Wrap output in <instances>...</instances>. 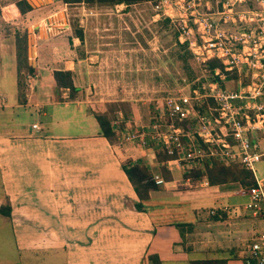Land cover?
I'll return each mask as SVG.
<instances>
[{
	"label": "crops",
	"instance_id": "0c3cea01",
	"mask_svg": "<svg viewBox=\"0 0 264 264\" xmlns=\"http://www.w3.org/2000/svg\"><path fill=\"white\" fill-rule=\"evenodd\" d=\"M39 22H29L34 24L26 52L31 48L33 63L27 61L33 71L25 78L23 101L17 95L14 41L0 37V69L9 61L15 84L12 101L0 89V107L7 108L0 112H19L14 130L0 131V204L9 205V215H0L8 220L15 249L34 257L48 252L49 264H153L150 254L155 264H187L202 257L240 264L238 251L250 229L262 226L242 213L247 200L243 188L237 184L231 194H244L245 199H224L227 193L221 191L227 190L219 188L172 191L178 192L177 199H152L158 192L162 198L170 196V180L160 185L162 190L149 192L144 210L135 209L136 195L121 163L141 162L155 171L161 165L155 144L141 146L118 137L111 143L99 133L86 94L96 73L85 61L88 56L78 54L84 38L61 33L65 21L43 22V33L35 26ZM53 69L71 71L74 99L53 100ZM66 94L62 89L61 96ZM127 118L135 123L133 114ZM258 180L264 185V178ZM210 186L217 187L199 188ZM212 206L225 208L211 215L207 210ZM200 209H206L205 215ZM0 264L14 263L0 258Z\"/></svg>",
	"mask_w": 264,
	"mask_h": 264
},
{
	"label": "built area",
	"instance_id": "2783aa9c",
	"mask_svg": "<svg viewBox=\"0 0 264 264\" xmlns=\"http://www.w3.org/2000/svg\"><path fill=\"white\" fill-rule=\"evenodd\" d=\"M151 7L172 25L179 41L187 39L196 61H212L209 79L202 90L164 97L146 124L127 122L118 111L111 121L120 130L118 140L141 146L151 141L168 155L163 165L170 171L173 166L202 170L212 160L250 169L255 184L242 187L247 200L241 209L262 226L250 229L238 260L264 264V192L253 173L254 162L264 161V0H152ZM205 97L214 105L204 106ZM150 178L166 183L157 173ZM182 178L185 184L188 177ZM224 208L212 206L208 213Z\"/></svg>",
	"mask_w": 264,
	"mask_h": 264
},
{
	"label": "rangeland",
	"instance_id": "374dc122",
	"mask_svg": "<svg viewBox=\"0 0 264 264\" xmlns=\"http://www.w3.org/2000/svg\"><path fill=\"white\" fill-rule=\"evenodd\" d=\"M10 1L12 0H0V9H2L0 10V37L12 38L14 41L15 35L25 33V42L27 35H30L32 40L31 24L34 23L29 22L34 20H40L35 26L39 25L42 33L43 22L47 23L48 20H55L56 23L65 21L67 28L62 27L61 33L67 32L69 36H73L70 24L82 29L84 40L79 47L78 54L82 51L83 56H88L85 61L96 73L91 77V91L86 93L87 99L91 100V108L97 109L109 100L127 101L129 104L127 117L133 114V117H136L135 123L133 122L135 125L138 122L146 124L164 97L176 95L179 92L191 93L192 89L202 90V85H205L209 79L208 71L212 64L210 66L207 62L201 64L193 58L187 39L179 41L172 25L168 21L166 24L160 22V19L164 18L159 14L155 15L151 1L93 6L82 2L64 4L60 0H31L34 2H31L35 6L34 9L23 14L20 19L19 16H9L7 7ZM51 31L55 30L51 29ZM31 57L32 53L29 52L27 60L33 63ZM0 70H2L0 89L8 94L6 101H12L15 96V84L14 71L9 61H6ZM100 72L104 73L100 74ZM230 76L233 77H229V81L235 84L236 74L231 73ZM240 77L245 79V76ZM224 81L226 84H232L227 82V78ZM83 94L78 92L81 97L84 96ZM3 109L7 108L0 107V111ZM24 119L29 120L30 118L26 116ZM14 120H19V112L11 113V115L0 112V131L14 130ZM155 147L154 152L159 149ZM164 169L168 170L166 166ZM187 169H176L173 166L171 171L168 170L171 173V180L176 182L172 181L173 184L171 183L172 185L167 188L170 196L162 198L161 194L156 192L157 194H153L152 199H177L175 194L178 196V192L184 191L190 194L194 190L217 188L227 190L221 191L227 193L224 199H245L244 194H231L237 188L236 183L199 188L206 186L207 182L204 178L193 176L190 169ZM153 173L161 176L157 169L152 171L151 175ZM253 173L258 179L264 178L263 160L254 162ZM185 176L188 180L182 184V181L184 182L182 177ZM162 189L159 185V188L155 190ZM262 189L264 192V185ZM172 191L178 192L173 194ZM200 210L205 215L206 209ZM231 224L232 222L228 226H232ZM48 255V252L38 251L34 257L31 252L16 250L8 220L0 215V258L2 260H10L14 264H19V261L49 264Z\"/></svg>",
	"mask_w": 264,
	"mask_h": 264
},
{
	"label": "trees",
	"instance_id": "16d2710c",
	"mask_svg": "<svg viewBox=\"0 0 264 264\" xmlns=\"http://www.w3.org/2000/svg\"><path fill=\"white\" fill-rule=\"evenodd\" d=\"M64 4H71L76 2H82L87 5L93 6H107L116 3L130 4L146 0H60ZM152 1V0H148ZM9 16H15L21 18L31 6L26 0H12L8 4ZM2 10V9H0ZM167 19H160V22L166 24ZM72 35L79 40L82 39V29L80 27L70 24ZM25 33L22 35H15L14 37V53H15V76H16V88L19 101L25 99L26 83L24 81L25 74L33 71L31 64L27 61V47L25 45ZM212 64V61H208ZM208 64V65H209ZM53 79V100L74 99L77 89L73 84L72 74L69 69H53L51 71ZM67 89V94L62 97L61 90ZM204 106H213L212 99L205 97L203 99ZM116 111H121V116L127 118L129 112V104L123 100H109L103 103L102 109H90V112L97 122L99 133L105 137L109 142H115L117 136L120 133L119 129H115L111 121L115 117ZM123 121L120 125H123ZM156 158L161 162L168 157V155L158 149L155 152ZM161 163L158 166L157 171L160 173L165 181L171 180V173L164 169ZM121 167L131 184L133 191L136 195V200L133 202V206L137 210H144L145 203L149 199V192L151 190L159 188V184L154 183L151 179L152 171L147 168L141 162L129 163L125 160L121 163ZM190 173L199 178H204L208 185H219L224 183H236L241 187H249L255 184L254 176L250 169H247L236 162H219L212 160L209 164H205L201 169H190ZM0 213L3 215H9V205L0 204ZM178 225V224H177ZM180 229V228H179ZM150 259L154 262L157 260L155 255L150 254ZM187 264H226L224 258L221 257H202V258H190Z\"/></svg>",
	"mask_w": 264,
	"mask_h": 264
},
{
	"label": "water",
	"instance_id": "95a60500",
	"mask_svg": "<svg viewBox=\"0 0 264 264\" xmlns=\"http://www.w3.org/2000/svg\"><path fill=\"white\" fill-rule=\"evenodd\" d=\"M30 2L29 3H31L32 1L31 0H29ZM32 3H34V2H32ZM31 42V37H30V35H27V43H30ZM31 51V48H28V52H30Z\"/></svg>",
	"mask_w": 264,
	"mask_h": 264
}]
</instances>
